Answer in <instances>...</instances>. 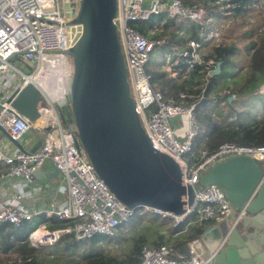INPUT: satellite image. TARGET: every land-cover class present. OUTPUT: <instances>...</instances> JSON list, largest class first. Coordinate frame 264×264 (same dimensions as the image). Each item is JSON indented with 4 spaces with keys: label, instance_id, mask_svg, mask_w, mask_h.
Instances as JSON below:
<instances>
[{
    "label": "built area",
    "instance_id": "1",
    "mask_svg": "<svg viewBox=\"0 0 264 264\" xmlns=\"http://www.w3.org/2000/svg\"><path fill=\"white\" fill-rule=\"evenodd\" d=\"M190 1L116 0L112 20L141 127L153 149L177 163L182 185L192 187L194 192L191 205L182 215L175 216L154 208L131 210L121 204L98 178L75 130L67 124L71 118L68 94L72 65L66 51L73 45L76 33L66 26L72 18L71 6L65 11L60 9L57 0H0V127L12 142L21 143L32 132L40 142L33 153L16 150L7 154L0 148V169H3L0 179H21L30 184L35 180L34 174L52 162L64 181L66 192L63 201L53 202L40 211L30 212L0 200V225L19 228L25 222L42 217L44 222L30 228L26 236L32 248H39L51 247L64 238L76 242L97 236L112 239L116 230L136 214L150 215L168 222L169 237L182 239V245L179 248L170 244L145 245L140 249L137 264H212L218 249L205 250L192 230L229 218L234 207L217 184L200 186V178L210 167L235 157H249L256 163H264V145L226 142L208 151L200 143L198 152L194 151L200 125L196 110L208 100L206 113L217 125L220 112L228 113L230 109L238 112L249 98L264 97V82L248 95H236L230 85L208 93L217 63L209 57H203L202 61L199 55L204 47L216 44L218 47L224 42V34L232 28L233 22L250 27L262 18L264 27V14L259 15L260 10H264V1L252 0L245 5L236 0ZM162 16L164 18L149 26L152 18ZM179 18L191 22L197 36L196 40H187L184 48L169 44L162 34L168 21L176 22ZM135 26H144V33ZM156 50H161L160 62L167 67L170 78L188 80L198 66L201 67L197 72L198 80L184 91L179 90L174 98L164 97L154 89L153 77L146 70L149 56ZM29 87L37 99L33 120L14 107L21 92ZM9 93L10 97H3ZM228 120H234V116ZM186 155L189 156L186 158ZM246 208L237 210V221ZM52 220L62 223L63 227L49 229L47 224Z\"/></svg>",
    "mask_w": 264,
    "mask_h": 264
},
{
    "label": "water",
    "instance_id": "2",
    "mask_svg": "<svg viewBox=\"0 0 264 264\" xmlns=\"http://www.w3.org/2000/svg\"><path fill=\"white\" fill-rule=\"evenodd\" d=\"M76 1H71L72 18L66 23L76 32L73 45L66 51L72 65L68 94L71 118L67 124L75 130L98 178L121 204L131 210L154 208L180 216L191 205L194 192L192 187L182 185L177 163L153 149L141 127L112 23L116 0ZM220 71L221 63H218L212 76ZM36 100L29 87L21 92L14 107L33 120ZM0 131L9 137L1 127ZM15 145L19 151L26 152L18 143ZM39 146L40 142L30 152ZM47 165L49 169L34 174L39 181L33 183L47 187L40 210L54 200L53 181L60 179L52 162ZM208 184H217L235 210L247 206L248 218L255 216L252 221L264 218V169L249 157L231 158L210 167L199 181L200 186ZM257 225L245 229L264 233V224ZM236 235L223 237L212 264H264V255L259 256L264 252L263 238L244 235L241 242H236Z\"/></svg>",
    "mask_w": 264,
    "mask_h": 264
},
{
    "label": "trees",
    "instance_id": "3",
    "mask_svg": "<svg viewBox=\"0 0 264 264\" xmlns=\"http://www.w3.org/2000/svg\"><path fill=\"white\" fill-rule=\"evenodd\" d=\"M184 1L191 2L190 0ZM250 1L252 0H236V2H242V5ZM172 23L174 22L168 21L163 28L169 44L182 47L187 40L197 39L194 28L190 32L185 30V36H181L177 32L178 29H174ZM142 27L144 26H135L136 29L144 33ZM168 29L170 32H166ZM258 30V28L249 30L238 39L239 42L247 41L243 50H239L232 44L229 46L222 44L218 48H213L209 58H214L216 63H221V71L219 75L212 78L208 93L217 92L222 87H228L229 78L226 77L220 81L217 78L222 74V66L231 65L229 60L235 57L241 58L249 69L246 74L247 79L238 91L236 89L237 93L248 95L264 82V31L259 33ZM185 38L188 39L185 40ZM200 69L201 67L197 66L193 76L188 80L179 79L175 81L167 73L160 76L152 73L151 75L153 82L161 83L162 87L159 91L164 97L174 98L179 90L184 91L193 85L194 81L198 80L197 72ZM167 81L171 82L170 90L167 89ZM208 103L207 100L198 105L196 110L199 124L202 121L201 117H205L207 130L202 136L198 131L195 144L203 143L204 148L208 151H213L226 142L242 145H264V107L256 115L248 113L249 106L244 104L241 105V112H234L232 109L228 113L220 112L218 114L220 123L216 125L211 122L208 113H206L205 107ZM230 116H234V120L229 121ZM64 123L66 124L65 120ZM147 216L149 215L134 217L129 226L118 228L115 237L112 239L97 236L85 242H76L72 238H64L51 247L39 248H32L26 242L27 233L20 235L14 226L0 225V253L3 256V261H0V264H137L139 252L143 246L159 247L167 244L166 235H164L167 231L164 233L161 231L164 220L161 222V219L157 217L149 218ZM47 227L60 229L63 224L52 220L47 224ZM198 232V228L192 230L194 234ZM127 236L129 237L127 238ZM120 237L123 242L117 241ZM110 245L123 247L124 252L115 255L111 253ZM180 245L182 242L178 241L175 247L179 248Z\"/></svg>",
    "mask_w": 264,
    "mask_h": 264
},
{
    "label": "crops",
    "instance_id": "4",
    "mask_svg": "<svg viewBox=\"0 0 264 264\" xmlns=\"http://www.w3.org/2000/svg\"><path fill=\"white\" fill-rule=\"evenodd\" d=\"M11 77H9L10 79ZM1 87V85H0ZM13 92V91H12ZM10 97V93L4 95L3 97ZM0 148H2L5 153L10 154L18 150V147L15 145L16 142H12L9 137L4 135L0 131ZM39 143L38 136L35 132L28 133L21 143H18L25 151H31L36 148L37 144ZM49 169L47 163L42 168V170ZM3 169H0L2 172ZM45 177H41L43 180ZM34 180L33 182L36 183ZM35 183H26L24 180L21 179H14V180H4L0 179V200L10 206H17L22 207L27 211H33L34 209L40 211L42 207V199L47 195V187L46 185H39ZM34 184L36 186H34ZM54 184V191L56 193L54 200L51 202H47V207L50 206L53 202H61L64 200L66 196L65 192V184L62 178L59 180L53 181ZM35 200V201H34ZM238 211L234 209L232 215L227 218L223 219L220 222H208L202 227L198 228L199 232L196 234L201 241V244L208 252L214 251L218 249L223 244V237H227L229 239L228 234L230 236L236 235V231H238L237 241L241 242V237L247 235L246 237L253 236L258 240L263 238L264 241V233L258 229H245V226H253L257 224H264V218H261L257 221L254 220L255 216H252V219L248 218V215L244 214L241 217V220L237 221ZM226 226L228 228H226ZM259 226V225H257ZM264 226V225H263ZM231 229V231L229 230ZM195 231V230H194ZM194 234V233H193ZM166 237L170 235L165 233ZM261 238V239H260ZM171 239V238H169ZM175 240V245L178 241L182 242V239H171ZM168 244V243H167ZM172 245V244H170ZM264 252H261L259 256L263 257ZM257 256V257H259Z\"/></svg>",
    "mask_w": 264,
    "mask_h": 264
},
{
    "label": "rangeland",
    "instance_id": "5",
    "mask_svg": "<svg viewBox=\"0 0 264 264\" xmlns=\"http://www.w3.org/2000/svg\"><path fill=\"white\" fill-rule=\"evenodd\" d=\"M70 1H73V3H77L76 0H57L60 9L61 10L64 9L65 11L70 9V3H69ZM146 1H152V0H146ZM163 1H165V0H163ZM263 14H264V10H260L259 15L262 16ZM162 18H164V17L162 16V17L152 18V20L149 22V26L154 25L155 22H158ZM258 20L259 21H258L257 25H250V27H243V26L239 25L238 22L237 23L233 22L234 25L232 26V28L227 30L224 34L225 41L222 42L220 45L223 44V45L229 46L232 44V45H235L236 48H238L239 50H243L244 46L247 44V41L239 42L238 39L241 38L244 35V33L248 32L249 30L257 29V28L259 29L258 30L259 33L264 31V27L262 26V23H263L262 18L258 19ZM165 21H167V18H165ZM172 24H173L174 29H178L177 32H179L181 36H185V33H184L185 30L190 32V30H192L194 28L193 24L191 22H189L185 19H182V18H179L176 22H174ZM246 24L248 25L247 20H246ZM177 27H180V28H177ZM166 32H170V30L168 29ZM163 35L164 36L166 35L164 30H163ZM187 39L188 38H185V40H187ZM186 44H187V42L183 43V48L186 46ZM217 45L218 44H216L215 47H213L212 45H209L208 47H204L200 51V55H199L200 59L203 61V57H204V59L209 57L212 54L213 48H218L220 46L219 45L217 47ZM160 53H161V50H156L153 53H151L149 56L150 64L146 66V70H148L152 74H156L157 76H160L163 73H167V67L163 66L160 62L161 61L160 58L163 57L162 55H160ZM229 61H230L231 65H223L222 66V74L217 79H218V81H220L221 79H225L226 77L229 78L230 82L228 85L233 87V92L236 95H243L241 93H237V91L240 89L239 87L242 86L247 79L246 74H247V71L249 70L248 65H245L244 64L245 62L241 58L235 57V58H231ZM11 62L17 64L14 60H11ZM156 65H158V66H156ZM152 84H153L154 89H156L158 91L161 90L162 86H161L160 82L154 81ZM166 86H167V89L170 90L171 89V82L167 81ZM236 89H237V91H236ZM162 90L164 91V89H162ZM244 105L249 106L248 113L256 115V113L258 114V112L264 107V97H261L259 95L253 96V97L249 98L246 102H244ZM239 111L241 112L242 109ZM201 118H202V121L200 122L198 131H199V134H201V136H202V134L206 133L207 125L205 122V117H201ZM199 147H200V144L199 145L194 144L193 150L198 152ZM188 156L189 155H186V158ZM257 165L260 168L264 169V163L257 162ZM136 216H138V214H136ZM147 217L153 218L150 215ZM160 221L163 222L162 220H160ZM43 222H44V219L42 217L38 218V219H33L30 222H25L22 226L17 228L18 229L17 233L20 235H26V233L30 230V228H34L35 226H37V224L43 223ZM129 223H127L125 226H129ZM162 226L163 227H161V231L163 233L167 231V234H169L170 233L169 232L170 231V224L168 222L164 221V224ZM128 237L129 236H127V238ZM169 238H170L169 236H168V238L165 236V241L168 244H172V246H174L176 241L171 240ZM120 240L122 241L121 237L117 241H120ZM110 249H111V253H113L115 255H119V254H121V252L122 253L124 252L123 247H120V246L118 247V246L110 245ZM0 261H3L2 253H0Z\"/></svg>",
    "mask_w": 264,
    "mask_h": 264
},
{
    "label": "flooded vegetation",
    "instance_id": "6",
    "mask_svg": "<svg viewBox=\"0 0 264 264\" xmlns=\"http://www.w3.org/2000/svg\"><path fill=\"white\" fill-rule=\"evenodd\" d=\"M244 214H246V213H244ZM244 214H243V215H244Z\"/></svg>",
    "mask_w": 264,
    "mask_h": 264
}]
</instances>
